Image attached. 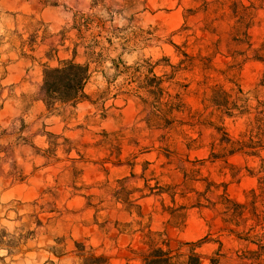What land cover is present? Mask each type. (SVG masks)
<instances>
[{
	"label": "rangeland",
	"instance_id": "obj_1",
	"mask_svg": "<svg viewBox=\"0 0 264 264\" xmlns=\"http://www.w3.org/2000/svg\"><path fill=\"white\" fill-rule=\"evenodd\" d=\"M6 3L0 63L42 73L74 59L90 74L83 96L51 107L41 93L39 106L6 103L0 87V264H143L161 241L171 264L192 252L200 264H264V147L229 155L219 142L223 130L248 141L264 103V0ZM152 75L174 97L160 127L139 88ZM215 89L251 114L209 116ZM252 201L258 218L238 214Z\"/></svg>",
	"mask_w": 264,
	"mask_h": 264
},
{
	"label": "trees",
	"instance_id": "obj_2",
	"mask_svg": "<svg viewBox=\"0 0 264 264\" xmlns=\"http://www.w3.org/2000/svg\"><path fill=\"white\" fill-rule=\"evenodd\" d=\"M149 73H151V71H149ZM89 74L88 65L77 63L74 59L62 61L58 66L53 68L45 67L42 72L41 91L46 106L51 107L56 103H72L79 99L83 96V89L89 78ZM140 84V89L145 91L149 96L154 97L150 104L151 110L147 114L148 120L154 122V125L157 127L162 126L163 123L171 124L173 119H169V115L171 111L175 110L172 102L174 97L164 92L161 87V79L155 75L151 77L147 76L140 81ZM219 95L222 97V93H220L219 90H213L212 97L210 98L211 111L209 112V116H215L217 114L218 120H222L225 117L234 118L236 116L251 114V109L249 107L238 104L241 99L231 98V95L228 93H223L224 98L222 97L219 99ZM140 99L144 104L147 103V101L142 98ZM163 99H165V101H163ZM255 109H259L257 112L258 116H254V124L247 132L249 134L248 141L234 140L229 137L227 133H224L222 128L216 127L214 122L208 121L207 124L212 126L217 132L223 130L219 142L229 145L226 150L229 155L236 152L257 155V149L264 147L261 141V138L264 137V103H258ZM225 198L226 201L231 203L226 196ZM255 204V201H252L249 206L236 204L235 208L238 209V214L241 215L243 209L250 207L251 214L258 218ZM263 239L264 236L258 241H262ZM161 245L166 249H163L161 246L150 249L149 252L142 254L141 262L143 264H171L175 256L174 253L169 249L168 242L164 243V241H161ZM261 247H264V245L260 246V248ZM92 259L95 262L92 264H104L102 257H92ZM181 264H200L199 255L192 252L188 255L187 260Z\"/></svg>",
	"mask_w": 264,
	"mask_h": 264
},
{
	"label": "crops",
	"instance_id": "obj_3",
	"mask_svg": "<svg viewBox=\"0 0 264 264\" xmlns=\"http://www.w3.org/2000/svg\"><path fill=\"white\" fill-rule=\"evenodd\" d=\"M11 7L6 3V0H0V17L4 14V12H10ZM1 56L4 53L0 52ZM19 57V56H17ZM0 87L3 93V97L7 96L8 99L4 100L6 103L15 102V105H23L29 103V97L32 96V101L36 104L42 103V100L39 97V93H41V98H43L41 86H42V73L37 71L34 67L30 65H26L22 62V59L10 61V59H5V63H0ZM37 96L34 99V96ZM11 98L14 101H11ZM26 116V115H24ZM22 116V117H24ZM120 194L118 189L115 192V201L116 203L120 202ZM77 229V228H76ZM79 229H77V233H74V230L71 231L68 235H66L69 241L77 240L79 236ZM46 241H53L56 237L53 235L44 236ZM78 245V243H76ZM68 245V244H66ZM69 245L66 247V251L64 252V256L58 258V260L63 261L66 260L64 257H69L67 254L71 252L68 250Z\"/></svg>",
	"mask_w": 264,
	"mask_h": 264
}]
</instances>
